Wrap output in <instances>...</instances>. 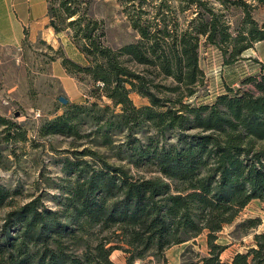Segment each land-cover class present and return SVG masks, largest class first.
Listing matches in <instances>:
<instances>
[{
    "label": "trees",
    "instance_id": "16d2710c",
    "mask_svg": "<svg viewBox=\"0 0 264 264\" xmlns=\"http://www.w3.org/2000/svg\"><path fill=\"white\" fill-rule=\"evenodd\" d=\"M218 1L240 6L245 26L234 28L210 0H159L149 8L146 0L120 1L140 37L115 47L105 43V22L95 17L91 0H47V26L83 57L81 63L62 55L65 70L82 73L93 83L89 94L110 103L89 97L69 102L39 132L80 136L81 128L91 127L94 144L109 147L112 132L126 130L121 151L136 164L151 162L160 173L135 176L85 146L76 152L81 160H66L69 172L82 165V178L65 187L58 208L38 197L7 213L0 227V264H116L110 256L117 248L128 253L127 264L137 259L160 264L167 262L168 248L204 230L209 255L183 264H264V230L254 234L255 245L228 259L221 258L225 246L216 242L217 231L250 201L261 200L264 210V74L245 78L257 83V95L228 86L211 103L188 101L205 80L203 44L218 48L230 65L254 41L264 40V26L246 0ZM132 92L149 104L137 106ZM0 121L7 137L26 138L25 132H12L10 120L0 116ZM146 128L154 134L137 135ZM167 131L176 134L168 144ZM88 155L98 165L84 158ZM9 195L0 185V207ZM261 222L250 217L238 227Z\"/></svg>",
    "mask_w": 264,
    "mask_h": 264
},
{
    "label": "rangeland",
    "instance_id": "374dc122",
    "mask_svg": "<svg viewBox=\"0 0 264 264\" xmlns=\"http://www.w3.org/2000/svg\"><path fill=\"white\" fill-rule=\"evenodd\" d=\"M120 1L125 0H91L95 17L105 22V43L115 47L140 37L126 22ZM210 1L223 11L224 18L234 28L245 26L240 6H223L218 0ZM246 1L258 25L264 26V5L257 1ZM157 2L159 0H146L144 5L149 8L148 5ZM69 41L64 36H58L52 27H46L40 22L29 27L28 37L22 44L0 46V116L12 122V132H25L26 135L25 139L7 137L6 125L0 121V185L10 190L6 204L0 207V227L10 210L34 198L39 197L41 203L58 208L66 196L65 187L77 178H82V165L80 169L69 172L66 160H81L82 155L76 152H81L85 146L98 150L109 162L124 166L135 176L148 177L160 173L151 162L136 164L121 151L124 148H120V143L126 141V130H114L109 147L94 144L91 127L85 126L83 132L81 128L80 136L44 135L39 132L44 121L62 114L69 102L85 103L88 102L86 97H89L91 101L97 100L101 104L110 103L106 96L98 99L89 94L93 83L87 78L82 79V73L71 75L64 69L61 63L64 54L81 63L83 61V57L69 46ZM257 43L254 41L253 46L230 65L224 63L218 48L203 44L201 67L205 80L188 101L193 104L211 103L219 94L227 91L228 86L241 87L251 90L255 95L259 94L257 83L245 81L248 76L261 77L264 74V63L259 59ZM60 96L67 97L68 102L63 103ZM130 96L137 106L149 104V99L138 92H132ZM145 131L146 134H154L153 130L146 128L138 131L137 135L143 137ZM86 133L90 134L87 136ZM175 140L176 134L167 131L163 141L168 144ZM84 158L92 161V166L98 165L94 157L88 155ZM92 166H89L90 170ZM250 217H260L261 224L256 228L238 227L239 222ZM262 230L263 202L253 199L240 211L234 222L225 224L217 231L216 242L225 246L221 258L228 259L237 251H245L255 245L254 234ZM209 253L208 231L204 230L200 235L168 248L165 253L167 262L161 259L160 264L200 261ZM110 257L116 264H127L128 253L117 248ZM141 263V259L135 261V264Z\"/></svg>",
    "mask_w": 264,
    "mask_h": 264
},
{
    "label": "crops",
    "instance_id": "0c3cea01",
    "mask_svg": "<svg viewBox=\"0 0 264 264\" xmlns=\"http://www.w3.org/2000/svg\"><path fill=\"white\" fill-rule=\"evenodd\" d=\"M47 14V0H0V46L22 44L30 26L42 22L47 27ZM256 49L264 63V40L258 41Z\"/></svg>",
    "mask_w": 264,
    "mask_h": 264
},
{
    "label": "water",
    "instance_id": "95a60500",
    "mask_svg": "<svg viewBox=\"0 0 264 264\" xmlns=\"http://www.w3.org/2000/svg\"><path fill=\"white\" fill-rule=\"evenodd\" d=\"M60 100H61L63 103H67V102H68V98H67V97H64V96H60Z\"/></svg>",
    "mask_w": 264,
    "mask_h": 264
}]
</instances>
